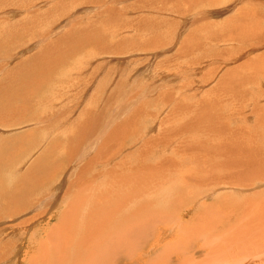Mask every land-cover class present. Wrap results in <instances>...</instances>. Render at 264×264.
<instances>
[{"label": "rangeland", "instance_id": "374dc122", "mask_svg": "<svg viewBox=\"0 0 264 264\" xmlns=\"http://www.w3.org/2000/svg\"><path fill=\"white\" fill-rule=\"evenodd\" d=\"M263 31L264 0H0V264H77L70 261L72 246L64 245L70 241L68 227L63 226L68 230L64 236L55 227L67 225L61 220L65 208L81 197L74 186L89 155L97 156L105 141L110 152L124 147L122 128H134L131 148L124 150L131 153L119 157L122 168H136L140 159L143 169L141 194L128 199L126 212L138 225L131 264L153 256L166 263L169 245L163 244L172 242L173 251L181 246L176 240L182 235L193 239L184 264H229L220 257L239 244L237 235L264 223V181L254 183L264 180V82L258 77L256 85L247 84L242 70L256 65L264 72ZM254 77L248 75V80ZM116 127L121 128L118 135H110ZM251 135L260 140L256 147ZM80 150L83 159L71 161ZM99 166L94 161L82 171L80 187L84 178L98 192L105 186L112 197L131 195V189L112 188L107 179L97 187L95 180L103 173ZM213 168L231 180L205 193L201 176L211 178ZM55 169L59 178L47 184ZM35 178L47 186L31 187ZM31 188L39 191L27 200ZM200 188L203 194H198ZM92 207L96 211V204ZM96 212L98 218L108 211ZM39 214L47 222H39ZM112 219L109 215L106 222ZM27 224L34 228L5 229ZM107 232L112 231L104 229L106 241ZM151 243L158 246L156 253L148 250ZM171 259L170 264L179 261L178 256Z\"/></svg>", "mask_w": 264, "mask_h": 264}, {"label": "bare ground", "instance_id": "6f19581e", "mask_svg": "<svg viewBox=\"0 0 264 264\" xmlns=\"http://www.w3.org/2000/svg\"><path fill=\"white\" fill-rule=\"evenodd\" d=\"M184 2V1H183ZM183 2H181V3H183ZM201 2V1H200ZM186 3V2H185ZM198 3V2H197ZM154 4V3H153ZM167 6V5H166ZM185 6V5H184ZM162 9H163V7H162ZM175 11V10H174ZM255 12V11H254ZM171 13V12H170ZM163 14V13H162ZM237 14H238V12H237ZM176 17V16H175ZM175 17H174V19H175ZM239 17H241V16H239ZM171 18V17H170ZM178 18V17H177ZM173 20V19H172ZM234 20V19H233ZM232 20V21H233ZM237 21H238V19H237ZM242 21H243V19H242ZM174 23V22H173ZM244 23V22H243ZM228 25V24H227ZM234 25V24H233ZM231 25H229V27H230ZM234 28H235V26H234ZM225 29V28H224ZM232 29V28H231ZM243 30V29H242ZM229 31H232V30H230L229 29ZM228 30H227V32H229ZM261 32H262V30H261ZM264 32V31H263ZM231 33V32H230ZM229 33V35H231ZM233 33V32H232ZM256 34V33H255ZM261 34V33H260ZM228 35V34H227ZM250 35V34H249ZM253 35V34H252ZM251 36V35H250ZM260 36H262V35H260ZM229 37V36H228ZM237 37V36H236ZM256 37H257V35H256ZM263 37V36H262ZM235 37H233V39H234ZM225 39V38H224ZM237 39V38H236ZM253 39H256V38H253ZM260 38H258V40H259ZM216 40V39H215ZM252 40V39H251ZM227 41H229V40H227ZM259 42V41H258ZM253 43V42H252ZM255 46H257V45H255ZM247 48V47H246ZM246 48H244L243 50H246ZM262 48H263V46H262ZM257 49H259V48H257ZM240 53V52H239ZM182 55V54H181ZM220 56V55H219ZM234 56H236V55H234ZM213 58V57H212ZM223 59V58H222ZM174 60V59H173ZM176 60V59H175ZM174 60V61H175ZM220 60V59H219ZM226 60V59H225ZM224 60V61H225ZM169 61H171L170 59H169ZM254 62H255V60H254ZM242 64V63H241ZM246 64V63H245ZM178 66V65H177ZM176 66V67H177ZM249 66V65H248ZM253 66V65H252ZM187 67V66H186ZM192 67V66H191ZM242 67H243V65H242ZM254 68H252L251 66H250V68H245V71H244V69H242L243 70V80L244 81H246L247 82V84L248 83H250V84H253V85H256V83H255V78H258V77H261V80H263V82H264V72L259 68V67H257L256 65L255 66H253ZM182 68V67H181ZM185 69V68H184ZM183 69V70H184ZM191 69V68H190ZM220 70V69H219ZM180 73V72H179ZM255 73V77L253 78V79H249L248 80V75H250V77L253 75ZM175 74H177V73H175ZM194 76V75H193ZM218 76V75H217ZM170 77V76H169ZM229 78V77H228ZM161 79V78H160ZM165 79V78H164ZM172 79V78H171ZM184 79V78H183ZM245 83V82H244ZM243 83V85H245ZM42 84H43V82H41V84H39L40 86H42ZM189 84V83H188ZM258 84H259V86H261L262 85V81H260L259 80V82H258ZM241 87V86H240ZM264 87V86H263ZM241 89H243V88H241ZM245 89H247V88H245ZM263 88H259L258 90H262ZM248 90V89H247ZM37 93V92H36ZM225 93V92H224ZM228 93V92H227ZM226 93V94H227ZM244 93V92H243ZM38 94V93H37ZM231 94V93H230ZM223 95V94H222ZM221 95V96H222ZM232 95V94H231ZM250 95H251V93H250ZM253 95H256V94H253ZM259 97H260V95L259 94H257ZM262 95V94H261ZM258 96H256V97H258ZM261 97H263V96H261ZM246 98V97H245ZM242 99V98H241ZM249 99V98H248ZM252 99V98H251ZM250 100V99H249ZM257 102H259L260 103V101H259V99L257 98ZM263 102V101H262ZM261 104V103H260ZM259 105V104H258ZM243 110H244V108H242ZM253 109H254V111L255 112H259L260 111V109L261 110H263L264 111V106L262 105V107L260 108V109H258V106H256V105H254L253 106ZM256 109V110H255ZM251 113H253L252 111H251ZM254 115H255V113H253ZM252 114V115H253ZM258 115H259V113H258ZM261 116H262V114H261ZM260 116V117H261ZM254 118H256V117H254ZM262 118V117H261ZM246 119H247V117H246ZM259 119V118H258ZM263 119V118H262ZM240 122V121H239ZM244 122V121H243ZM262 122V121H261ZM256 123H257V121H256ZM245 125V124H244ZM256 125V124H255ZM264 125V124H263ZM243 126V125H242ZM259 126H261V125H259ZM244 127V126H243ZM251 127H253V125L251 126ZM121 129V128H120ZM120 129H117V127H116V129L114 130L115 132H116V130L118 131V133L120 132ZM123 130V132L121 133L120 132V134H122V138H121V141H120V145H124V147L121 149V151L120 150H112V152H110V150L108 149V148H110V146H109V144L105 141V143H104V145H102L103 147H101L100 148V150H99V152H98V155L96 156H94V157H91V154L89 155V157H88V160L87 161H89L86 165H85V167H83L81 170H80V174H78V176L79 177H81L82 175V171L83 170H90L89 168H90V166L93 164V162L94 161H96V164L97 165H100L101 166V168H102V171H103V173H101L102 175H100L101 177L100 178H98L99 179V182H98V179L96 178V180H95V183H96V186L97 187H99V186H101L102 184H104V182H105V180L107 179L109 182H110V184H111V186H112V188L113 187H115L117 190H119V188H125V187H127V188H129V189H131L132 190V192H131V195L130 196H125V197H123L122 195H119V196H116V197H112L111 196V191H108V190H106V188H105V186H103L104 187V190L103 191H101V192H98V190L96 189V187H95V185H93V184H85V183H88V181H86L84 178H82L81 179V187H80V179H78L79 177H77V184H75V186H74V188L76 187V186H78L79 188H80V192H79V195L81 196L80 198H79V200H75L76 202H72L68 207H66L65 208V213L62 215L61 213L62 212H60V215H62V217H61V220L64 222V223H66L67 225H62V227H60V226H58V227H55V230L58 232V235H60V236H64L65 234H68L66 231H70V233H71V236H70V241H68V238H67V240H66V244L64 243V245H68V247H71L70 249H69V253H73V257L72 256H70V261H73L74 262V260H76L77 261V264H131V260H130V258H131V256H130V253H132L133 251H134V248L133 249H131L130 250V248H131V246L132 245H137L138 243H139V240H137L136 238H135V236H137V235H135V232L136 231H134L133 229L135 228V227H138V225H135L136 223V221L134 222V221H129V219H127V214H126V212H127V210H130V206H129V202H128V199L133 195H135V192H136V194L138 195V197H139V195L141 194V190L142 189H140L138 186H140V184H142V160H140V159H138L136 162H139V163H141V164H138V167H136V168H130V166L132 167V165L131 164H129L130 166H125V168H122L123 166H122V160L123 159H121V158H119V157H122V158H124L125 157V159H127V155H129V153H131V152H126L125 154H124V150L127 148V149H129V148H131V146L130 145H128V143H129V136H130V134H133V130H134V128H131V129H128V128H126L125 130H124V128H122ZM210 129V128H209ZM261 129H262V127H261ZM249 130V129H248ZM111 133L110 135H118V133L116 132V133ZM228 132H229V130H228ZM252 132V131H251ZM229 133H231V132H229ZM226 133H223V135H225ZM84 135V134H83ZM115 135V136H116ZM141 135V134H140ZM232 136H233V134H232ZM242 136H244V135H241V138H242ZM118 138H119V136H117ZM227 137H229V136H227ZM246 138H247V136H245ZM244 137V139H243V141L246 143V141H250L249 139L248 140H246V138ZM264 137V136H263ZM85 138H87V137H84L83 138V142L85 141ZM250 138L251 139H253L254 141H251V142H253L252 144H254L255 143V146L254 147H256V143L257 142H259L260 143V140H258L259 138H257V141L255 140L256 138H255V135H251L250 136ZM107 140V139H106ZM264 142V141H263ZM27 143V142H26ZM125 143H127L126 145H125ZM242 143V142H241ZM79 144V146H80V142L78 143ZM246 144H248V143H246ZM31 145V144H30ZM133 145H134V143H133ZM136 146V145H135ZM138 146V145H137ZM253 146V145H252ZM251 147V146H250ZM244 148H246V147H244ZM248 148V147H247ZM239 149V148H238ZM132 150V149H131ZM137 150V149H136ZM254 150V149H253ZM85 151V150H84ZM240 151H243V150H240ZM80 152H81V154H78V153H75V155L70 159L71 161H73L74 159H77V158H80V159H83V152L80 150ZM88 153V152H87ZM123 155V156H122ZM138 155V154H137ZM88 156V155H87ZM240 156V155H239ZM241 157H242V155H241ZM247 157H249V155L247 156ZM251 157V156H250ZM1 158V157H0ZM121 159V160H120ZM6 160V159H5ZM4 160V161H5ZM117 160H119V161H117ZM239 160H241V159H239ZM246 160V159H245ZM247 160L249 161V159L247 158ZM260 160H262V159H260ZM7 161V160H6ZM78 161H80L79 159H78ZM128 161V160H127ZM199 161V160H198ZM243 161V160H242ZM251 162L252 161H250V164H248V165H251ZM1 163H3V161L1 162ZM7 163H9V162H7ZM83 163V162H82ZM122 163V164H121ZM131 163V162H130ZM133 163V162H132ZM212 163V162H211ZM6 164V163H5ZM89 164H90V166H89ZM113 164V165H112ZM239 164V163H238ZM72 165V164H71ZM2 166V165H1ZM6 166V165H5ZM5 166H4V168H5ZM99 166V167H100ZM134 166H135V164H134ZM253 166H254V164H253ZM9 167H10V165H9ZM118 167H121V170L122 171H120L119 169H118ZM127 167H129V168H127ZM263 167V166H262ZM1 168V167H0ZM3 168V169H4ZM7 168H8V166H7ZM91 168H93V167H91ZM222 168V167H221ZM130 169H132V170H130ZM223 169H224V167H223ZM8 170V169H7ZM118 170L121 172V173H124V175H120V174H117L118 173ZM128 170V171H127ZM136 170H139L140 172L139 173H137V174H135V171ZM212 170H214V172L212 173ZM212 170H209L210 172V175L209 176H211V178H205L204 177V175H206L205 173L201 176V181H202V184H204L205 186H202V189H204L205 187H206V189L204 190V192L206 193L208 190H211V189H213V186L212 185H218L219 186V184H225V182H224V180L227 178H229V176H223L222 174H221V172L222 171H219V172H217V171H215V169L213 168ZM221 170V169H220ZM10 171V170H9ZM124 171V172H123ZM133 171H134V173H133ZM206 171V170H205ZM11 172V171H10ZM16 172V171H15ZM91 172V171H90ZM128 172V173H127ZM46 173H52L51 171L50 172H46ZM54 173H57V174H55L54 175ZM115 173L117 174L116 176H114L115 175ZM224 173V172H223ZM47 174V175H48ZM202 174V173H201ZM232 174V173H231ZM234 174V173H233ZM254 174L256 175V177H258L259 175H261L260 174V170H259V168H258V166H257V163L255 164V168H254ZM57 175H58V172H57V170L55 169L54 170V172L50 175L51 177H49L50 179H46V183L47 184H49L52 180H57L58 178H56L57 177ZM247 175V174H246ZM92 176H93V174H92ZM111 176H114V178L113 179H111L110 177ZM207 176V175H206ZM3 177V176H2ZM48 177V176H47ZM83 177V176H82ZM94 177H96V176H94ZM131 177V178H130ZM190 177V176H189ZM192 179L194 178V176H193V174H192ZM253 177V176H252ZM198 178V177H197ZM233 178V177H232ZM45 179V178H44ZM41 180L43 183H44V181L45 180ZM101 179V180H100ZM191 179V178H190ZM189 179V180H190ZM199 179V178H198ZM198 179H195V180H198ZM230 180H231V178H229ZM234 179V178H233ZM238 179V178H237ZM258 179V178H257ZM79 180V181H78ZM106 180V181H107ZM245 180V179H244ZM101 181V182H100ZM191 181V180H190ZM221 181V182H220ZM249 181V180H248ZM264 180H261L260 178L258 179V180H255L254 181V183L256 182V184H259V183H262ZM16 182V181H15ZM98 182V183H97ZM133 182V183H132ZM194 182V181H193ZM192 182V183H193ZM196 182V181H195ZM245 182H246V180H245ZM46 183H44L45 185H46ZM134 183H135V186H136V188H134L133 187V185H134ZM191 183V182H190ZM228 183H233V182H228ZM133 184V185H132ZM185 184V183H184ZM201 184V182H200V185L199 186H201L202 185ZM256 184H255V186H256ZM1 185V184H0ZM45 185H43L41 182H39V180H38V178H35V179H33L32 180V182H31V187H39L40 189H42ZM47 186V185H46ZM245 186V185H244ZM71 187V186H70ZM190 187V186H189ZM197 188H199L198 187V185L196 186ZM240 186H238V187H236V186H234V188H233V190H235V191H238L240 188H239ZM133 188V189H132ZM193 188V187H192ZM215 188H217L216 186H215ZM221 188V187H220ZM238 188V189H237ZM194 189V188H193ZM36 190H38V189H35V188H31V190L29 189V191H32V192H30V195L32 196L33 195V198L32 197H30V195H28V196H26V198H27V200L28 199H31V200H34L36 197H34V195H37V191ZM73 190V189H72ZM72 190H70L69 192H72ZM79 190V189H78ZM181 190V189H180ZM200 191H199V193L198 194H203V190H201V188L199 189ZM241 190V189H240ZM39 191V190H38ZM75 191V190H74ZM215 191V190H214ZM195 192V191H194ZM2 193V192H1ZM24 193H25V191H24ZM27 193V192H26ZM119 193V192H118ZM74 194H76L77 195V193L75 192ZM73 194V195H74ZM209 194V193H208ZM208 194H206V195H208ZM78 195V196H79ZM86 195H88L89 197H86ZM110 196V197H109ZM91 197H94V198H91ZM101 197H103L101 200H100V198ZM135 197V196H134ZM194 197V196H193ZM200 197V196H199ZM207 197V196H206ZM0 198H3V196H0ZM19 198V201L21 202L22 200H21V198L20 197H18ZM65 198V197H64ZM78 198V197H77ZM96 198L98 199V202L96 203ZM117 199V202H115V203H113L114 204V206L113 207H111L110 205L108 206V207H106V208H104V204L105 203H108V201L110 200H112V202L114 201V200H116ZM195 199V198H194ZM193 199V200H194ZM197 199V198H196ZM2 200V199H1ZM57 200H58V198H57ZM56 200V201H57ZM100 200V201H99ZM258 200V199H257ZM262 200V199H261ZM132 201V200H131ZM198 201V200H197ZM70 202V201H69ZM137 203V202H136ZM65 204V203H64ZM77 204V205H76ZM93 204H96V211H94V208L92 207L91 209H90V207L93 205ZM109 204V203H108ZM258 204V203H257ZM180 205H182V204H180ZM197 205V204H196ZM262 205V204H261ZM58 206V205H57ZM65 206V205H64ZM257 206V205H256ZM11 207V206H10ZM9 207V208H10ZM26 207V206H25ZM97 208H98V210H97ZM233 208V207H232ZM257 208H258V206H257ZM260 208V207H259ZM259 208L257 209L258 210V213L259 214H261V210H259ZM25 209V208H24ZM59 209H60V207H59ZM64 209V208H63ZM101 209V210H100ZM126 209V210H125ZM249 209V208H248ZM49 210V209H48ZM56 210H57V208H56ZM61 210V209H60ZM138 210V209H137ZM28 211H29V209H28ZM103 211H108V212H106L105 214H103V215H100L99 214V212H103ZM249 211V210H248ZM21 211H18V213H20ZM95 212H96V214H99V215H97L98 216V218L95 216ZM21 213H23V212H21ZM44 214V213H43ZM43 214H39V216H41L40 217V220H39V222L41 221H44V220H46V215L45 216H43ZM46 214V213H45ZM52 214V213H51ZM50 214V215H51ZM134 214V213H133ZM49 215V214H48ZM109 215H112L113 216V219H114V221L113 222H109V223H107L106 222V219H107V217L109 216ZM132 215V214H131ZM38 216V215H37ZM19 217H20V215H19ZM51 217V216H50ZM96 218V220H94V221H91L93 218ZM134 217V216H133ZM59 218V217H58ZM136 218V217H135ZM28 219V218H27ZM112 219V220H113ZM133 219V218H132ZM22 220V219H21ZM20 220V221H21ZM31 220V218L30 219H28V221H30ZM19 221V222H20ZM27 221V220H26ZM108 221V220H107ZM35 222V221H34ZM38 221H37V224L39 223ZM46 222H47V220H46ZM195 222V221H194ZM210 222V221H209ZM24 223V222H23ZM22 223V224H23ZM27 223V222H26ZM30 223V222H29ZM28 223V224H29ZM45 223V222H44ZM159 223V222H158ZM195 223H197V221L195 222ZM213 223V222H212ZM21 224V225H22ZM27 224V225H28ZM33 224V223H32ZM32 224H30V225H28V226H26V227H19L18 225H16V227L14 228L13 226H10V227H8V228H5L7 231L8 230H14V232L16 231V230H18V229H31L33 226H32ZM40 224V223H39ZM262 224H264L263 222H262ZM262 224H256L255 226L254 225H252L251 226V228H250V230H247L246 231V235L244 236V235H237V239H238V242H239V244H235V245H233L232 246V248H231V250H230V253H227V254H225V255H223V256H221L220 257V260L221 261H223V262H225L226 261V263L227 262H229V264H264V245H262L263 244V242H264V225H262ZM20 225V224H19ZM35 225V224H34ZM160 225V224H159ZM181 225V224H180ZM201 225V224H200ZM199 225V226H200ZM206 223L204 224V228H203V230H205L206 231V228H208L209 226H207L206 227ZM215 225V224H214ZM25 226V225H24ZM63 226L65 227V226H67V227H65V228H67L68 230H65L64 228H63ZM216 226V225H215ZM253 226H254V228H253ZM40 227V226H39ZM42 227V226H41ZM142 227V226H141ZM160 227V226H159ZM167 227H168V225H167ZM183 227H184V232L183 233H185V225H183ZM202 227H203V225H202ZM206 227V228H205ZM217 227V226H216ZM220 227V226H219ZM12 228V229H11ZM34 228V227H33ZM47 228V227H46ZM45 228V229H46ZM179 228V227H178ZM198 228V227H197ZM39 228H37V230H38ZM104 229H111V231H112V233L111 232H107L108 233V235L107 236H109V239L106 241V240H104L103 239V237H102V235H103V233H104ZM169 229H170V227H169ZM180 229L182 230L183 228H181L180 227ZM198 229H200V228H198ZM224 229V228H223ZM237 229V228H236ZM240 229V228H239ZM237 230V232L238 233H240V230ZM37 230H36V232H37ZM41 230V229H40ZM54 230V229H53ZM54 230V231H55ZM133 230V231H132ZM139 230V229H138ZM179 231V229L178 230H176L177 232L176 233H180L179 235H181V232L183 231ZM217 230V229H216ZM221 230V229H220ZM5 231V230H4ZM30 231V230H29ZM29 231H27V232H29ZM163 231V229L160 231V232H162ZM189 231V230H188ZM159 232V233H160ZM208 232V231H207ZM211 232V231H210ZM35 233V232H34ZM41 234H43V232L41 231L40 232ZM76 233L78 234V236L76 235ZM187 233V232H186ZM191 233V232H190ZM36 234H38V233H36ZM51 234V233H50ZM164 234V233H163ZM188 234V233H187ZM191 234H194V233H191ZM201 234V233H200ZM223 234V233H222ZM244 234V233H243ZM34 235V234H33ZM32 235V236H33ZM44 235V234H43ZM48 235V234H47ZM111 235V236H110ZM135 235V236H134ZM161 235V234H160ZM203 235H205L204 233H203ZM46 236V235H45ZM57 236V235H56ZM192 236V235H191ZM211 236H213V235H211ZM223 236V235H222ZM226 236V235H225ZM228 236V235H227ZM255 236V238L254 239H252L253 237ZM138 237V236H137ZM143 237H145V236H143ZM160 238H161V236H159ZM177 237V236H176ZM186 237V238H185ZM194 237V236H193ZM197 237V236H196ZM210 237V236H209ZM235 237V236H234ZM32 238H34V237H32ZM62 238H64V237H62ZM139 238V237H138ZM179 238V239H178ZM177 239L178 240H176V242H177V245L179 246V245H181L179 248H174L175 246H173L172 248H174V249H172L173 251H171L170 249H171V247H169L171 244L170 243H172V242H170L169 241V243H167V244H163V245H169L167 248H169V251H168V257H169V259L167 260V262L166 263H164V262H158V258L156 257V256H153L150 260H149V258H148V261H147V258H146V260L144 261L143 260V257H142V264H170V262H172L174 259H171L172 257H175V256H178L179 257V261L177 262L176 261V263L177 264H184V263H186V260H185V258H186V256L189 254V252H188V248L189 247H187V245H189V243L190 242H193V241H190V240H193L190 236H184L183 237V235L182 236H180V237H178ZM185 238V239H184ZM231 238V237H230ZM57 239V238H56ZM103 239V240H102ZM232 239V238H231ZM235 239H236V237H235ZM45 240V239H44ZM48 240V239H47ZM58 240V239H57ZM102 240V244L99 242V241H101ZM145 240H147V239H145ZM41 241V240H40ZM143 241V240H142ZM156 241V240H155ZM199 241V240H198ZM205 241H206V239H205ZM260 241L262 242V243H260ZM47 242V241H46ZM53 241H51V243H52ZM55 243H56V241H54ZM53 242V243H54ZM59 242H63V241H59ZM69 242V243H68ZM145 242V241H144ZM229 242V241H228ZM230 242H231V240H230ZM41 243V242H40ZM60 243V244H61ZM71 243L73 244V245H71ZM206 243H207V241H206ZM232 243V242H231ZM237 243V242H236ZM98 244V245H97ZM193 244V243H192ZM196 244V243H195ZM260 244L262 245V248H261V246H260ZM162 245V246H163ZM175 245H176V243H175ZM201 245V244H200ZM225 245H227V244H225ZM229 245V244H228ZM231 245V244H230ZM41 246H42V248L45 246H43L42 245V243H41ZM160 246V245H159ZM190 246H191V243H190ZM212 246V245H211ZM214 246V249L216 248V250H218V246L219 245H217V247H215L216 245H213ZM251 246H253L254 248L253 249H251L252 247ZM46 247V246H45ZM133 247V246H132ZM143 247V246H142ZM203 247V246H202ZM201 247V248H202ZM138 248V247H137ZM136 248V249H137ZM140 248V247H139ZM158 248V246L156 245V243H151L150 244V248L148 249L149 251H155L156 249ZM161 248H163V247H161ZM166 248V249H167ZM220 248V247H219ZM45 249V248H44ZM64 249V248H63ZM80 249H81V252L79 253V251H80ZM143 249V248H142ZM165 249V250H166ZM61 250H62V248H61ZM65 250V249H64ZM63 250V251H64ZM148 250H146V251H148ZM161 250V249H160ZM208 250H210V249H208ZM224 250L225 251H227L228 252V250L227 249H225L224 248ZM66 251V250H65ZM142 251H144V250H142ZM159 251V250H158ZM219 251H220V249H219ZM137 252V251H136ZM135 252V253H136ZM159 252H161V251H159ZM166 252V251H165ZM190 252H191V250H190ZM211 252V251H210ZM216 252V251H215ZM53 253V252H52ZM54 253H55V251H54ZM65 253V252H64ZM69 253H67V254H69ZM79 253V254H78ZM134 252H133V255L135 254ZM155 253H156V251H155ZM173 253H174V255H173ZM55 255H57V254H55ZM63 255V254H62ZM77 255H78V258H76L77 257ZM150 255V254H149ZM156 255V254H155ZM165 255H167V254H165ZM208 255V254H207ZM206 255V256H207ZM211 255H212V253H211ZM211 255H208V256H210L211 257ZM221 255V254H220ZM58 256V255H57ZM158 256V255H157ZM207 256V258H210V257H208ZM230 256H232V257H230ZM75 257V258H74ZM185 257V258H184ZM196 257V256H195ZM47 258V260H49V256H47L46 257ZM46 258L44 257V258H42V259H45L46 260ZM68 258V257H67ZM216 258V257H215ZM218 258V257H217ZM6 259V258H5ZM13 259V258H12ZM11 259V260H12ZM66 259V257H64V260ZM145 259V258H144ZM188 259V258H187ZM190 256H189V259H188V261L189 262H191L190 261ZM55 260H56V258H55ZM58 260V259H57ZM69 260V259H68ZM162 260V259H161ZM176 260H177V258H176ZM197 260V259H196ZM201 260V259H200ZM219 259H218V261H217V263L220 261ZM193 261H195V260H193ZM202 261V260H201ZM211 261H214V260H211ZM220 261V262H221ZM8 262H9V260H8ZM7 262V263H8ZM45 262V261H44ZM11 263V262H10ZM68 263H70V262H68ZM75 263V262H74ZM175 263V262H174ZM193 263V262H192ZM191 263V264H192ZM195 263H196V261H195ZM194 263V264H195ZM222 263V262H221ZM58 264H60V263H58ZM62 264V263H61ZM188 264V263H187ZM219 264V263H218Z\"/></svg>", "mask_w": 264, "mask_h": 264}]
</instances>
